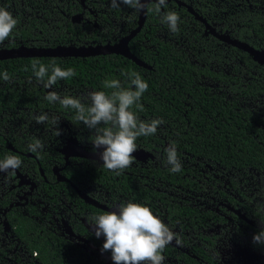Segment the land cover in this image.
Returning a JSON list of instances; mask_svg holds the SVG:
<instances>
[{
	"label": "flooded vegetation",
	"instance_id": "af4514ba",
	"mask_svg": "<svg viewBox=\"0 0 264 264\" xmlns=\"http://www.w3.org/2000/svg\"><path fill=\"white\" fill-rule=\"evenodd\" d=\"M155 3L150 0L148 8ZM111 4L112 0H0V7L18 21L12 35L0 43V62L16 66L14 61L20 59L123 57L115 52L43 56L56 48L117 46L136 29L139 12L123 3L117 8ZM148 8L133 36L144 39L140 43L146 55H157V42L176 45V37L186 36L192 49L202 46L208 70L240 76L244 65L238 53L245 52L230 42L264 51V0H166L160 14ZM168 11L180 17L175 33L162 23ZM132 38L126 44L128 52L142 63L138 67L153 71L130 52ZM24 74L13 73L8 81L0 78V160L16 155L22 162L14 172H0V264H68L72 259L75 264H113L110 251L101 253L105 239L95 236L91 217L128 201L149 207L180 240L165 247L163 264H264V245L253 242L264 230V189L241 190L236 184L228 190L215 188L217 176L200 174L198 163L209 171L217 166L190 155L179 157L182 170L172 173L165 154L169 144L158 130L152 136L162 139L164 147L146 146L145 136L138 137L129 167L119 174L103 168L104 149H94L91 143L95 130L75 119L76 110L45 99L55 91L80 98L87 106L92 90L78 84L81 78L58 80L45 88L47 77L38 80L32 69ZM198 80L216 94L225 93L221 83ZM42 113L48 120L40 124L34 117ZM35 139L44 147L29 151ZM20 225L25 227L19 233ZM40 239L50 245L46 252L55 251L52 259L32 249ZM43 256L46 262L40 261Z\"/></svg>",
	"mask_w": 264,
	"mask_h": 264
},
{
	"label": "trees",
	"instance_id": "16d2710c",
	"mask_svg": "<svg viewBox=\"0 0 264 264\" xmlns=\"http://www.w3.org/2000/svg\"><path fill=\"white\" fill-rule=\"evenodd\" d=\"M176 39V45L157 42V55L142 53V37L130 40V52L140 61L150 64L151 72L127 58L110 54L87 58L20 59L14 61L16 66L0 62V78L5 71L9 77L13 73L26 75L24 73L32 69L34 61L50 64V74L55 63L64 70L72 68L76 73L65 82L81 78L78 84L110 94L114 89L104 87L106 80H118L123 87H128L127 74L138 73L148 84V89L137 102L139 107L134 105L130 110L138 118L142 117V121L162 120L157 129L159 135L166 136L169 145L175 144L178 157L190 155L228 172L253 170L264 174V111L248 105L258 99L264 101V67L254 64L245 53H238L244 65L238 70L240 76L214 72L203 65L208 60L202 46L196 44L192 49L191 38L178 36ZM147 40L155 44L154 40ZM189 52L197 63L188 57ZM29 63L31 65L28 66ZM199 78L221 83L225 93L212 92ZM144 143L146 146L154 143L164 147L163 140L152 135L145 136ZM22 226L25 227H18L19 233ZM49 246L48 242L40 239V242L34 241L32 249H37L41 256L49 253L52 259L56 253L53 249L46 252ZM47 259L43 256L40 261L46 262ZM68 264H75V260Z\"/></svg>",
	"mask_w": 264,
	"mask_h": 264
},
{
	"label": "clouds",
	"instance_id": "9594fccd",
	"mask_svg": "<svg viewBox=\"0 0 264 264\" xmlns=\"http://www.w3.org/2000/svg\"><path fill=\"white\" fill-rule=\"evenodd\" d=\"M136 12L144 11L148 5L142 0H119ZM118 0H112L113 8L119 7ZM166 6V0H156V3L148 10L160 14L161 8ZM179 15L174 11L162 14V23L167 24L173 33L178 31ZM11 12L0 7V43L8 39L17 26ZM32 70L38 80L43 81L45 88H51L58 80H66L76 75L72 68L64 70L55 63L48 67L34 61ZM129 86L123 87L118 80H106L104 87L114 89L110 94L104 91H92L88 95L89 105L81 102L80 98L61 96L55 91H50L45 99L49 103H59L64 108L76 110L75 119L82 122L88 129L95 130L91 143L94 149L103 147L100 153L102 167L110 171L119 172L126 169L134 162L137 151L136 140L141 136L153 135L158 126L163 123L160 119L142 121L134 114L132 107L138 106L137 102L147 91L148 84L138 73L131 72ZM5 81L10 79L8 73H2ZM37 123H45L48 120L46 113L34 117ZM53 123H58L55 119ZM104 125V127H100ZM58 135L60 132L58 131ZM43 143L39 139L28 145L29 151L42 150ZM166 163L172 173L182 170V164L178 157L175 144H170L165 149ZM21 159L16 155H8L0 160V172H13L21 166ZM90 227L95 229V236L104 237L101 253L111 252L113 264H163L162 255L165 247L174 239L177 244L180 240L175 233L152 210L140 203L131 201L121 202L115 210L105 211L102 214L91 217ZM253 242L264 245V230L253 236Z\"/></svg>",
	"mask_w": 264,
	"mask_h": 264
},
{
	"label": "water",
	"instance_id": "95a60500",
	"mask_svg": "<svg viewBox=\"0 0 264 264\" xmlns=\"http://www.w3.org/2000/svg\"><path fill=\"white\" fill-rule=\"evenodd\" d=\"M150 0H145V3L147 4ZM142 2H144V0H142ZM145 15V10L139 12L138 15V22H137V27L136 29H134L132 32L129 33V35H127L125 38L122 39V45H123V51L121 53H117L127 59H130L132 62H134L136 65L138 66H143L141 62H139L137 59H135L127 50L126 48V44L128 42V40L130 38H132L136 32H138L139 28L141 27L143 18ZM198 20H200L198 17H196ZM201 21V20H200ZM219 40H224L223 37H217ZM231 45L237 47L238 49L242 50L243 52H245L250 59L255 62L256 64L260 65V66H264V51L262 50H256L253 49L252 47L244 44V43H240V42H236V41H231L230 42ZM115 47L112 46H82V47H78V48H72V47H65V48H56L55 50L51 51L50 53H48L46 50V54H43V56H52V57H87V56H93V55H97V54H106V53H112L115 51ZM59 50H63V51H68L71 50V53H60ZM116 53V52H115ZM36 56V54H35Z\"/></svg>",
	"mask_w": 264,
	"mask_h": 264
},
{
	"label": "rangeland",
	"instance_id": "374dc122",
	"mask_svg": "<svg viewBox=\"0 0 264 264\" xmlns=\"http://www.w3.org/2000/svg\"><path fill=\"white\" fill-rule=\"evenodd\" d=\"M189 58H191V61H196L193 57V54L190 53ZM197 62V61H196ZM232 63V62H230ZM233 64V63H232ZM233 67V66H232ZM228 71V69H227ZM232 71V70H231ZM234 76H238L236 72H233ZM249 107L252 109L262 110L264 111V101L261 99L255 100L253 102L248 103ZM200 166V174L202 173H211V175L217 176V183L216 187L220 186V189L228 190L231 188V184H236L238 186V189L241 190H253V189H264V174L263 173H257L253 170H248L246 172H233V171H223L216 167H211L212 170L209 171V169H205L200 163H198ZM202 177V175H201ZM239 183V185H238ZM221 184V185H220ZM224 186V188L222 187ZM213 188V190L215 189Z\"/></svg>",
	"mask_w": 264,
	"mask_h": 264
},
{
	"label": "bare ground",
	"instance_id": "6f19581e",
	"mask_svg": "<svg viewBox=\"0 0 264 264\" xmlns=\"http://www.w3.org/2000/svg\"><path fill=\"white\" fill-rule=\"evenodd\" d=\"M60 53H71L72 51L71 50H68V51H63V50H59ZM123 51V45H122V40L120 41V43L117 45V47L115 48V51L116 53H121ZM25 53H27L26 51H24ZM28 53H31V52H28ZM3 55H8L7 53H4Z\"/></svg>",
	"mask_w": 264,
	"mask_h": 264
}]
</instances>
